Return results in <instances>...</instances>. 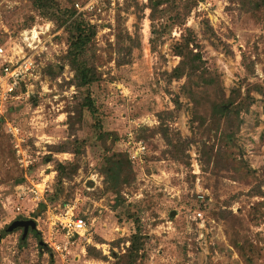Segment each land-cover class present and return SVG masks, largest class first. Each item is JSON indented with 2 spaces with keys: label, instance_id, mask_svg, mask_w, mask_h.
<instances>
[{
  "label": "rangeland",
  "instance_id": "1",
  "mask_svg": "<svg viewBox=\"0 0 264 264\" xmlns=\"http://www.w3.org/2000/svg\"><path fill=\"white\" fill-rule=\"evenodd\" d=\"M58 1L68 4V0ZM72 1L85 5L89 0ZM207 1L191 11L185 27L195 33L209 71L219 75L226 95L236 87H242L243 93L252 84H263L264 11L246 13L236 0ZM77 14L97 28L91 52L102 78L91 91L101 110V131L119 137L115 150L121 152L135 151L130 141L141 137L145 158L132 165L134 179L123 190V204L116 202L113 194L101 195V142L94 120L86 113L81 122L73 117L79 95L69 85L72 72L59 61L67 49L64 31L57 29L54 21L38 16L29 0H0V45L5 48L37 24L48 21L53 25L43 36L49 37L51 44H47L46 60L41 62L42 86L38 84L29 99L8 101L0 118V234L5 233L0 241V264H113L111 252H123L128 244L117 247L111 243L132 234L131 217L135 215L147 235L143 264H264V198L250 195L255 186L264 192L261 96L252 93L255 101L248 113L241 114L243 124L236 141L235 154L253 171L250 176L232 169L211 174L212 165L206 171L199 143L186 151L190 165L172 160L163 154L165 144L158 134L147 133L143 139L139 130L142 126L156 128L161 120L183 137L194 132L191 103L181 89L184 79L167 84L162 75L179 62L173 47L182 28L171 26L174 15L158 22L168 25L166 28H157L155 21L156 32L152 34L148 0H115L114 5L102 0L93 11ZM31 22L33 25L27 27ZM243 55L246 65L254 63L253 75L244 66ZM48 66L60 67L61 73L54 78L43 74ZM175 96L181 109L171 120L163 113L175 109ZM158 114L163 116L158 119ZM8 124L18 129L22 142L7 132ZM58 146L67 152L55 153L52 148ZM76 149L80 154L73 153ZM56 162L78 167L73 180L64 183L58 202L51 200ZM192 163L197 164V174L192 173ZM44 179L48 188L45 208L40 211L41 202L36 206L26 190L30 182ZM198 194L206 200L201 202ZM67 205L75 207V215L85 220L87 233L77 238L67 253L60 254L51 246L61 241V235L52 231L50 223ZM195 211L202 213V220L193 219ZM226 211L235 218H214ZM19 219L36 223V229L23 241L21 229L7 232ZM88 246L95 247L105 259L88 258Z\"/></svg>",
  "mask_w": 264,
  "mask_h": 264
},
{
  "label": "trees",
  "instance_id": "2",
  "mask_svg": "<svg viewBox=\"0 0 264 264\" xmlns=\"http://www.w3.org/2000/svg\"><path fill=\"white\" fill-rule=\"evenodd\" d=\"M234 3V0H227ZM246 13L255 14L258 11H264V0H236ZM34 11L38 16L54 21L57 29H62L66 36V52L59 59L62 65L68 66L72 72V79L69 85H73L78 90L79 100L74 108L73 117L77 122H81L83 114L86 113L92 120L98 131V138L101 142L100 150L102 152L99 172L103 177L104 189L101 195L113 194L116 202L123 204V190L134 179L132 165L135 161L141 162L145 155L140 159H132L131 153L127 150L117 151L115 146L119 144V137L112 132H103L100 107L92 95L91 88L98 84L102 78L95 65V56L91 52V45L95 39L97 28L91 25L83 18L82 14H77L75 9L76 2L68 0V4L61 5L58 0H29ZM205 0H148L150 10L149 18L151 20V33L156 32L157 28H166L159 21L171 16V26L181 27L182 33L180 40L174 44V56L179 58L178 64L167 73L163 72L167 84L173 80L180 81L184 79L182 91L184 96L191 103V124L194 125V132L191 137H183L181 133L171 125L164 124L161 120L156 128H140V135L143 139L151 135H159L164 144L163 154L169 156L172 160L189 164V157L186 151L193 144L199 143V153L204 161L205 170L211 167V174L215 170H235L242 171L245 177L250 176L253 171H249L242 158L237 157V135L243 124L242 113H248L253 105L255 98L253 92L261 96L262 108L264 111V80L263 84H252L242 93V87H236L230 90L226 95L219 78V75L209 71L206 61L203 59L200 46L196 42L195 33L185 27V20L193 9ZM169 19V17H168ZM155 21L156 24L154 23ZM33 22V21H32ZM32 22L27 26L31 27ZM168 24V23H167ZM170 29V28H169ZM121 37L118 33L117 44L121 49ZM193 50L196 52L194 54ZM130 51V49L128 50ZM242 62L247 68L248 73H254V63L246 65V57L242 56ZM60 67L48 66L44 68L43 74H50L53 78L59 73ZM175 109L165 111L169 119L175 117L174 113L181 109L177 96L174 97ZM163 115L158 114V119ZM71 118V117H70ZM73 119V118H72ZM3 119H0V124ZM126 140L124 137L123 140ZM143 142L141 137L135 136L133 142ZM234 149V151H232ZM55 153H64L63 146L53 147ZM73 153L80 154L79 149ZM146 154V153H145ZM77 165L63 164L56 162L54 171L56 172L53 193L51 195L54 202H58L64 193V183L71 182L77 172ZM21 182V181H20ZM100 195V196H101ZM250 195L264 198V192L260 186H255ZM64 204V202L62 203ZM40 211H43L45 204L40 203ZM227 214L218 212L214 218L218 220H231L235 216L229 211ZM173 212L171 215H174ZM134 230L125 240L118 239L111 243L112 246L119 247L121 243H127L123 252L115 254L111 252L114 259L113 264H143L146 253L147 235L143 233L141 220L135 215L131 217ZM21 220V219H19ZM5 233L0 234V241ZM21 241L22 238H21ZM22 244V243H20ZM86 256L94 260L105 259L102 253L95 247H86ZM246 261L250 263L247 257Z\"/></svg>",
  "mask_w": 264,
  "mask_h": 264
},
{
  "label": "built area",
  "instance_id": "3",
  "mask_svg": "<svg viewBox=\"0 0 264 264\" xmlns=\"http://www.w3.org/2000/svg\"><path fill=\"white\" fill-rule=\"evenodd\" d=\"M101 1L89 0L85 5L75 4V9L78 12H91ZM109 1L111 5H114L115 0ZM204 4L207 5L208 1L199 4L198 8ZM51 28H53L52 23L46 21L21 33L20 39L12 42L8 48L0 45V118L4 114L8 101L29 99L36 92L38 84L42 86L41 62L46 60L45 55L49 48L47 44L50 43L49 37L45 39L43 36L48 34ZM7 132L17 141L22 142L18 138L19 132L16 127L8 124ZM130 142L136 146L135 151L131 152L132 159H140L145 154L143 142H133V138ZM191 168H193L192 173L197 174V164L192 163ZM18 187L21 188V185ZM47 188L48 184L45 179L40 183L32 181L28 185L26 193L30 195L31 201L37 206L43 202ZM22 193L21 191L18 194L21 196ZM197 198L201 202L206 200L202 194H198ZM74 209L75 207L72 205H67L60 213L52 216L50 227L54 233L59 232L61 241L53 243L51 248L60 254L67 253L75 245L76 239L87 233L85 220L76 216ZM16 210L19 212L20 208H16ZM193 216L194 220H202L200 211H195Z\"/></svg>",
  "mask_w": 264,
  "mask_h": 264
},
{
  "label": "water",
  "instance_id": "4",
  "mask_svg": "<svg viewBox=\"0 0 264 264\" xmlns=\"http://www.w3.org/2000/svg\"><path fill=\"white\" fill-rule=\"evenodd\" d=\"M19 228L22 229V239H24L29 231H34L36 229V223L34 220H15L7 228V232L10 233Z\"/></svg>",
  "mask_w": 264,
  "mask_h": 264
},
{
  "label": "flooded vegetation",
  "instance_id": "5",
  "mask_svg": "<svg viewBox=\"0 0 264 264\" xmlns=\"http://www.w3.org/2000/svg\"><path fill=\"white\" fill-rule=\"evenodd\" d=\"M19 229H21V228H19ZM22 230V229H21Z\"/></svg>",
  "mask_w": 264,
  "mask_h": 264
}]
</instances>
